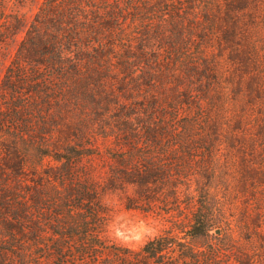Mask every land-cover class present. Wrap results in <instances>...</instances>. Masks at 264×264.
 Returning a JSON list of instances; mask_svg holds the SVG:
<instances>
[{
	"label": "trees",
	"instance_id": "obj_1",
	"mask_svg": "<svg viewBox=\"0 0 264 264\" xmlns=\"http://www.w3.org/2000/svg\"><path fill=\"white\" fill-rule=\"evenodd\" d=\"M87 155L103 180L76 172ZM232 161L264 187V0H42L0 83V264H213ZM123 181L144 211L194 183L187 218L109 243L102 196Z\"/></svg>",
	"mask_w": 264,
	"mask_h": 264
},
{
	"label": "rangeland",
	"instance_id": "obj_2",
	"mask_svg": "<svg viewBox=\"0 0 264 264\" xmlns=\"http://www.w3.org/2000/svg\"><path fill=\"white\" fill-rule=\"evenodd\" d=\"M41 2L42 0H21L13 5L14 10L19 13L21 24L6 40L0 41V83ZM84 142L88 152V138ZM194 154L195 159H198L202 153L197 151ZM220 155L225 156L223 150ZM232 164L229 166L228 177L230 192L226 193L223 201L224 211L219 223L214 225V228L220 229L219 238L208 242L211 247L219 249L212 257H205L212 259L213 264H240V259L251 264H264V187L255 189L249 183L244 185L235 169L236 162L232 161ZM75 170L82 179L88 180L91 177L103 180L108 173V165L99 159H88L87 155L76 165ZM180 182L179 189L177 188L179 192H176L175 197L172 196L171 184L161 185L160 201H156L148 211L127 207L137 195L136 187L131 183L123 181L119 189L106 192L102 196V202L108 210V223L104 233L106 240L129 250L139 251L146 241L168 229L171 220L184 221L188 214L187 194L193 191L195 185L193 183L188 189L187 184Z\"/></svg>",
	"mask_w": 264,
	"mask_h": 264
},
{
	"label": "water",
	"instance_id": "obj_3",
	"mask_svg": "<svg viewBox=\"0 0 264 264\" xmlns=\"http://www.w3.org/2000/svg\"><path fill=\"white\" fill-rule=\"evenodd\" d=\"M214 233H215L216 235H218V234L220 233V229H219V228L214 229Z\"/></svg>",
	"mask_w": 264,
	"mask_h": 264
}]
</instances>
